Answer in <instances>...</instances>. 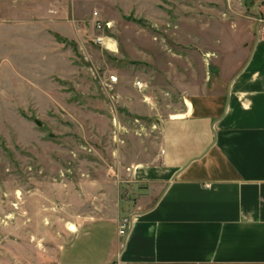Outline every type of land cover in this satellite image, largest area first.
I'll return each instance as SVG.
<instances>
[{"label": "rangeland", "instance_id": "rangeland-1", "mask_svg": "<svg viewBox=\"0 0 264 264\" xmlns=\"http://www.w3.org/2000/svg\"><path fill=\"white\" fill-rule=\"evenodd\" d=\"M254 4L0 0V264H54L95 203L137 198L129 168L185 94L238 71Z\"/></svg>", "mask_w": 264, "mask_h": 264}, {"label": "crops", "instance_id": "crops-1", "mask_svg": "<svg viewBox=\"0 0 264 264\" xmlns=\"http://www.w3.org/2000/svg\"><path fill=\"white\" fill-rule=\"evenodd\" d=\"M254 2L264 16V0ZM253 22L223 87L187 93L160 118L155 161L129 168L137 198L95 203L54 264H264V35Z\"/></svg>", "mask_w": 264, "mask_h": 264}, {"label": "built area", "instance_id": "built-area-1", "mask_svg": "<svg viewBox=\"0 0 264 264\" xmlns=\"http://www.w3.org/2000/svg\"><path fill=\"white\" fill-rule=\"evenodd\" d=\"M255 22L257 23V33L258 35H264V16L258 11L257 7L255 8ZM96 15V14H95ZM97 29L100 28V24H96ZM98 42H101V39L97 40ZM117 82V79L114 77H111L109 79V84L112 85ZM135 87L141 88L144 87V84L141 82H136L134 84ZM131 217H121L118 221L117 225V234L121 237L125 236L129 223H130Z\"/></svg>", "mask_w": 264, "mask_h": 264}, {"label": "bare ground", "instance_id": "bare-ground-1", "mask_svg": "<svg viewBox=\"0 0 264 264\" xmlns=\"http://www.w3.org/2000/svg\"><path fill=\"white\" fill-rule=\"evenodd\" d=\"M71 229L74 231L75 230V226H71Z\"/></svg>", "mask_w": 264, "mask_h": 264}]
</instances>
